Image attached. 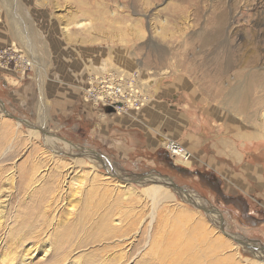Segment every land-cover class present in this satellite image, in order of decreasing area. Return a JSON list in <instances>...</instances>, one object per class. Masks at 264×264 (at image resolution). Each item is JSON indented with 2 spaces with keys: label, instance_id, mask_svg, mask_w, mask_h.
Masks as SVG:
<instances>
[{
  "label": "rangeland",
  "instance_id": "1",
  "mask_svg": "<svg viewBox=\"0 0 264 264\" xmlns=\"http://www.w3.org/2000/svg\"><path fill=\"white\" fill-rule=\"evenodd\" d=\"M120 77L139 108L86 98ZM195 129L241 134L264 166V0H0V264L264 262V208L202 182L207 152L162 147Z\"/></svg>",
  "mask_w": 264,
  "mask_h": 264
},
{
  "label": "crops",
  "instance_id": "2",
  "mask_svg": "<svg viewBox=\"0 0 264 264\" xmlns=\"http://www.w3.org/2000/svg\"><path fill=\"white\" fill-rule=\"evenodd\" d=\"M159 114V112L151 113L153 116H159ZM153 116L147 119V124L161 128L164 127L166 130L170 127L168 118L162 116L154 122L152 119ZM128 123V121H125L124 126ZM172 126L175 127L174 124ZM127 129L125 128L123 130L122 128L121 130L127 132ZM166 130H163L164 134L169 133ZM194 131L174 132L177 138L173 139L180 140L195 155L208 153V168L195 167L194 174L197 177L200 176L203 182L207 183L209 187H212L228 204H232L236 208L248 212L254 216L253 219H257L258 216L255 209L259 206L264 208V166L262 162L250 158L249 151L244 148L247 142H244V140L247 139L241 134L234 137V134L230 135L227 132L220 131L211 134L215 138L212 139L210 137L206 139L207 137L201 134V132H197V129ZM137 133L145 140L146 147L152 148L155 152L158 151V145L149 139L144 129L134 132V134ZM134 134L132 133L131 137ZM204 137H206V140H204ZM202 143L204 144L202 145ZM254 153H259V148L252 153L255 157ZM164 156L167 157L168 154L165 152ZM201 174L205 176L202 177ZM262 214H264V211Z\"/></svg>",
  "mask_w": 264,
  "mask_h": 264
},
{
  "label": "built area",
  "instance_id": "3",
  "mask_svg": "<svg viewBox=\"0 0 264 264\" xmlns=\"http://www.w3.org/2000/svg\"><path fill=\"white\" fill-rule=\"evenodd\" d=\"M123 77L111 81L100 78L94 86L86 91V98L93 104L100 106H111L113 113H124L128 109L139 108L143 104V93L141 89L132 82L121 81ZM172 158L179 157L184 161L190 160V152L178 141L165 140L162 146Z\"/></svg>",
  "mask_w": 264,
  "mask_h": 264
},
{
  "label": "bare ground",
  "instance_id": "4",
  "mask_svg": "<svg viewBox=\"0 0 264 264\" xmlns=\"http://www.w3.org/2000/svg\"><path fill=\"white\" fill-rule=\"evenodd\" d=\"M168 141H173V140H168ZM175 161H178V162H181L183 163V161L177 157ZM80 162V161H79ZM78 164V162H77ZM147 178V177H146ZM144 195L145 196H149L151 197L152 199L153 198H156V197H161V198H165L167 195H168V191H166V189L158 186V185H151L147 188L144 189ZM159 199V198H157ZM50 214V213H49ZM51 215V214H50ZM23 221V220H22ZM23 223V222H22ZM26 224V223H25ZM24 224V225H25ZM13 234V233H12ZM176 245V244H175ZM167 252V251H166ZM255 264H264V262H258V263H255Z\"/></svg>",
  "mask_w": 264,
  "mask_h": 264
},
{
  "label": "flooded vegetation",
  "instance_id": "5",
  "mask_svg": "<svg viewBox=\"0 0 264 264\" xmlns=\"http://www.w3.org/2000/svg\"><path fill=\"white\" fill-rule=\"evenodd\" d=\"M179 170H181V169H179ZM201 176L203 177V176H205V175L201 174ZM198 177H199L200 180L203 182V180L201 179V177H200V176H198ZM218 195H219V194H218ZM244 212H246V211H244ZM246 214H247V216H248L249 218H252V219H253L254 216L250 215L248 212H246Z\"/></svg>",
  "mask_w": 264,
  "mask_h": 264
},
{
  "label": "water",
  "instance_id": "6",
  "mask_svg": "<svg viewBox=\"0 0 264 264\" xmlns=\"http://www.w3.org/2000/svg\"><path fill=\"white\" fill-rule=\"evenodd\" d=\"M105 110H107V112H112L113 111V108L111 106H107L105 107ZM174 165V163H171Z\"/></svg>",
  "mask_w": 264,
  "mask_h": 264
}]
</instances>
